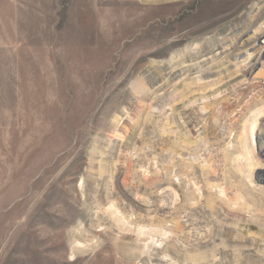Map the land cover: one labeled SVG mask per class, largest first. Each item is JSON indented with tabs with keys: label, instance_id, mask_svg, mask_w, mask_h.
<instances>
[{
	"label": "rangeland",
	"instance_id": "rangeland-1",
	"mask_svg": "<svg viewBox=\"0 0 264 264\" xmlns=\"http://www.w3.org/2000/svg\"><path fill=\"white\" fill-rule=\"evenodd\" d=\"M261 7L0 0V264H264Z\"/></svg>",
	"mask_w": 264,
	"mask_h": 264
},
{
	"label": "bare ground",
	"instance_id": "bare-ground-1",
	"mask_svg": "<svg viewBox=\"0 0 264 264\" xmlns=\"http://www.w3.org/2000/svg\"><path fill=\"white\" fill-rule=\"evenodd\" d=\"M261 9H262V7L259 8V10L256 13L252 14V16L250 17L248 28L246 30L242 31L236 37V41H234V43H233V45L235 47L234 54H233V60H240V58H244L246 60L244 63V66H243L244 72L246 71L248 74H250L252 69H254L257 65H259V64L262 65L263 66L261 68L262 71L259 73H256L253 77L249 78V81H255V80L260 81V82H262V85L264 86V60H263V58H264V40L262 42H256V39L259 36H264V26L260 27L257 31L252 29V26L256 22L257 17L259 15ZM262 112H264V108H257V109H254V111H252L250 114L249 126H248L249 127V130H248L249 133L244 137V140H243L244 150L243 151H245V155L247 156V158H255V156L252 154V151L255 150L259 155V157L255 158V159L260 158L261 161H264V142H261V143L258 142V138H259L258 136L259 135H258V132H256L254 130V126L256 124L257 117ZM233 142H234V140H233ZM229 143H230V141L228 140L225 147H227L229 145ZM257 143H258V145H257ZM254 144H255V146H254L255 149L253 148L254 150H252L251 145L253 146ZM223 151H224V154L226 156L227 155V149H225L223 147ZM207 186L208 187L206 188V196L205 197H206V202H210V196H212V197L217 196V194H220L222 192V189H221L220 184H218V183L213 184V185H207ZM112 205L114 208L110 209V207H109L108 209H109V213L112 214V216L114 217V216H116L117 210L115 209V204L112 203L111 206ZM164 251H167V249L165 248ZM186 256L189 260H192V261L193 260L194 261L202 260L205 258L203 255H200V254L195 253V252H191L189 254H186Z\"/></svg>",
	"mask_w": 264,
	"mask_h": 264
}]
</instances>
